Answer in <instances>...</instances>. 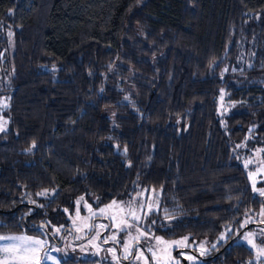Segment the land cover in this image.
Returning <instances> with one entry per match:
<instances>
[{"label":"trees","instance_id":"obj_1","mask_svg":"<svg viewBox=\"0 0 264 264\" xmlns=\"http://www.w3.org/2000/svg\"><path fill=\"white\" fill-rule=\"evenodd\" d=\"M0 72V234L49 237L79 199L148 188V233L256 264L239 239L264 196L239 146L264 138V0H0ZM222 93L245 110L221 115Z\"/></svg>","mask_w":264,"mask_h":264},{"label":"rangeland","instance_id":"obj_2","mask_svg":"<svg viewBox=\"0 0 264 264\" xmlns=\"http://www.w3.org/2000/svg\"><path fill=\"white\" fill-rule=\"evenodd\" d=\"M8 77H2L0 72V88L9 86V75ZM6 91V90H5ZM9 94L0 92V131H3L7 128L8 117L6 115V109L9 106ZM227 95L222 93L219 98V113L221 115H227L231 111H242L245 110L244 107H239L235 102L228 101ZM110 113L113 112V108L108 110ZM255 125L252 126L248 138L242 142L239 146L240 154L239 157L242 161V164L245 166L246 162L248 174L251 179V183L254 191L259 194L260 189H264V138H256V132L254 130ZM158 192L150 190L148 188H143L139 193L131 200L128 199H118L116 205L109 208V205H112L113 201L101 205L99 207H94L92 203L81 201V199L76 201L74 211L71 212L69 216L72 229L75 231V240L74 242L71 238H63L60 236V231L56 229H61L60 226H55L52 229V232L58 239L53 240L45 236H36L31 234H0V236H18V235H28L37 237L46 242L45 249L42 250L41 255L44 256L47 254L50 259L42 261V264H63V259H97L95 264H122L118 258V251L116 246L104 245L100 242L99 233L103 230L105 224L103 222L96 220L98 216H105L110 219L111 230L110 234L105 237V240H111L113 237L117 238L118 246L123 256H131L134 251V246H137V251H135L136 258L135 261L142 262L143 264H155V260L152 257V252L149 249L155 250L156 248H165L167 247L168 252H170L172 259L168 261V264H183V260L186 259L188 264H199L203 262L202 257L207 254L211 248L215 245L207 241H196L189 240L188 236L178 237V238H166L162 236L164 241H184L183 245H157L154 237H157L153 234L148 233L138 224V221H135L131 218L130 212L134 211L137 216H141L145 210L155 208L157 205L156 201L158 200ZM155 201V202H154ZM158 203V202H157ZM104 209L103 212L100 210ZM123 209V211H121ZM115 217V220H113ZM127 221L129 224H132V227H127L121 223L122 221ZM97 221V222H96ZM251 221V218H248L243 222V226H246L248 222ZM258 225L253 229H248L240 237L239 241L248 245L254 252L253 261L256 264L264 263V256H259V249L264 248V232L261 230L264 229V214L256 216L255 222ZM119 225V227H117ZM248 226V225H247ZM93 228H95L93 232ZM145 233L146 235H141ZM249 233H252L248 239L257 246L253 247L252 244L248 243V239H245ZM138 237V239H137ZM223 239L227 237L226 234H223ZM187 238V239H185ZM142 242L144 246H138ZM13 243L7 240H0V245ZM143 253V257L137 259L140 253ZM203 253V254H202ZM3 254V253H2ZM5 255V254H4ZM161 254L157 252L159 257ZM192 256L195 257L194 260H189L186 257ZM206 257V256H205ZM144 258H147L145 261ZM105 260H109V263H104ZM141 263V264H142ZM67 264H75L74 262H69ZM78 264H81L80 262Z\"/></svg>","mask_w":264,"mask_h":264},{"label":"snow or ice","instance_id":"obj_3","mask_svg":"<svg viewBox=\"0 0 264 264\" xmlns=\"http://www.w3.org/2000/svg\"><path fill=\"white\" fill-rule=\"evenodd\" d=\"M248 163H250V161L246 162L245 167H247ZM44 194L45 193H38V195H44ZM259 194L261 196H264V189H260ZM114 205H116V201H113L112 205H109L108 207L111 208ZM100 211L103 212L104 209H101ZM121 211H123V209H121ZM149 211H151L150 207H149ZM261 214H264V209L261 210ZM130 216L135 221H139L141 219L140 216H137L134 211L130 212ZM113 220H115V217H113ZM121 223L125 226V228L133 226L132 224H129L126 220L122 221ZM153 223L155 222L153 221ZM117 227H119V225H117ZM56 231L58 232L59 229H56ZM261 231L264 232V229H262ZM141 235H146V234L141 233ZM251 235L252 233H249L248 236L245 237V239H248V237H250ZM223 238L224 237L222 235L221 239ZM113 239H115V237H113ZM154 239L156 240L157 245L170 246L172 244L175 245L184 244V241H171V242L164 241L162 237H158V236L154 237ZM0 240H7L13 242L9 244L0 245V253L5 254L3 256V259H0V264H42L43 260L50 259V257H48L46 253L44 256L41 255L42 250L45 249L46 242L37 237L28 236V235L0 236ZM248 243L252 244L253 247H257L250 239H248ZM149 251L152 252V257L155 260V264H168V261L172 259L171 254L170 252H168L167 247L156 248L155 250L149 249ZM157 252L161 254L159 257L157 256ZM259 256H264V248L259 249ZM141 257H143L142 252L139 254V256H137V259H140ZM186 258L189 260L195 259V257L192 256H187ZM144 259L145 261H147V258Z\"/></svg>","mask_w":264,"mask_h":264},{"label":"flooded vegetation","instance_id":"obj_4","mask_svg":"<svg viewBox=\"0 0 264 264\" xmlns=\"http://www.w3.org/2000/svg\"><path fill=\"white\" fill-rule=\"evenodd\" d=\"M99 219L98 221H101L103 222V224H105L103 230L99 233V236H100V242L101 243H104V245H111V246H116L117 247V251H118V255H119V258L118 260L122 263V264H141L142 262H138V261H135V258H136V254H135V251H137V246L135 247L134 246V251L132 252L131 256H123L121 255V251H120V248L118 246V240L117 238L115 239H111V240H105V237L110 234V230H111V223H110V219L105 217V216H98L96 218V220ZM97 222V221H96ZM95 228H93V232H94ZM60 236L62 237L61 239H65V238H71L72 241L74 242H77L75 240V231L72 229L71 226H64L62 227L60 230ZM96 232V230H95ZM49 238L53 237V232H49ZM56 241L58 240L57 238L55 239ZM138 246H144L142 245V242L138 244ZM127 257V258H125ZM133 258V260H131ZM203 259V257H202ZM109 261V260H107ZM143 264V263H142Z\"/></svg>","mask_w":264,"mask_h":264},{"label":"water","instance_id":"obj_5","mask_svg":"<svg viewBox=\"0 0 264 264\" xmlns=\"http://www.w3.org/2000/svg\"><path fill=\"white\" fill-rule=\"evenodd\" d=\"M32 207L35 208V211H37V208H36L35 205H32ZM249 227H250V226H247V228H249ZM35 228H42V229L47 230V225H46L45 223H41V224H39L38 226H36ZM47 233H49V231H48ZM48 235H49V234H48ZM236 238H237V235H236L232 240H234V239H236ZM232 240H231V241H232ZM203 259H208V257H203ZM131 260H133V258H132ZM183 264H188V261H187L186 259H184V260H183Z\"/></svg>","mask_w":264,"mask_h":264},{"label":"crops","instance_id":"obj_6","mask_svg":"<svg viewBox=\"0 0 264 264\" xmlns=\"http://www.w3.org/2000/svg\"><path fill=\"white\" fill-rule=\"evenodd\" d=\"M22 234H25V233H22ZM3 256H4V254L0 253V259H3Z\"/></svg>","mask_w":264,"mask_h":264},{"label":"built area","instance_id":"obj_7","mask_svg":"<svg viewBox=\"0 0 264 264\" xmlns=\"http://www.w3.org/2000/svg\"><path fill=\"white\" fill-rule=\"evenodd\" d=\"M262 264H264V263H262Z\"/></svg>","mask_w":264,"mask_h":264}]
</instances>
